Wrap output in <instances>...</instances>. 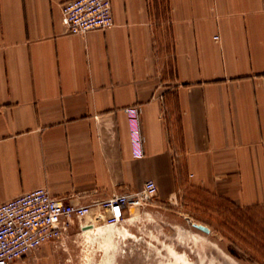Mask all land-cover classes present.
I'll list each match as a JSON object with an SVG mask.
<instances>
[{"label": "crops", "instance_id": "1", "mask_svg": "<svg viewBox=\"0 0 264 264\" xmlns=\"http://www.w3.org/2000/svg\"><path fill=\"white\" fill-rule=\"evenodd\" d=\"M64 1L0 0V203L97 209L153 179L159 202L264 207V0H165L164 23L160 0H111L85 33Z\"/></svg>", "mask_w": 264, "mask_h": 264}, {"label": "rangeland", "instance_id": "2", "mask_svg": "<svg viewBox=\"0 0 264 264\" xmlns=\"http://www.w3.org/2000/svg\"><path fill=\"white\" fill-rule=\"evenodd\" d=\"M154 6L164 23L166 1ZM203 198L183 195L168 202L153 198L132 206L116 224L106 223L97 208L103 216L100 221L94 215L75 218L58 239L18 264H264V207L237 208ZM192 222L207 225L210 231ZM89 223L116 230L109 252L99 238L87 239L84 229Z\"/></svg>", "mask_w": 264, "mask_h": 264}, {"label": "built area", "instance_id": "3", "mask_svg": "<svg viewBox=\"0 0 264 264\" xmlns=\"http://www.w3.org/2000/svg\"><path fill=\"white\" fill-rule=\"evenodd\" d=\"M61 21L69 33L107 29L113 25L111 0H66L61 4ZM218 35L214 39L218 40ZM132 128L133 143L140 150L138 114L135 107L126 108ZM157 185L144 181L140 191L120 193L100 205L110 223L121 221L132 206L155 198ZM93 207L78 204L37 187L0 203V264H15L46 243L59 238L75 218L89 216Z\"/></svg>", "mask_w": 264, "mask_h": 264}, {"label": "bare ground", "instance_id": "4", "mask_svg": "<svg viewBox=\"0 0 264 264\" xmlns=\"http://www.w3.org/2000/svg\"><path fill=\"white\" fill-rule=\"evenodd\" d=\"M100 214H101V212L98 213L97 209H92V211L89 215H91V216L94 215V217H96L97 221L98 220L100 221L103 217ZM106 223L116 224L117 222L116 223L106 222ZM102 224L103 223H98V224L89 223L85 226L86 228L84 229V231L86 232L85 234L87 236V239L88 238L93 239L94 237L99 238L102 245L104 244L103 246H105V249L107 250V252H109L110 248L113 247L112 239H113V236H114L116 230L114 228L102 226ZM172 252H173V250H172ZM225 257L230 258L227 255H225Z\"/></svg>", "mask_w": 264, "mask_h": 264}, {"label": "water", "instance_id": "5", "mask_svg": "<svg viewBox=\"0 0 264 264\" xmlns=\"http://www.w3.org/2000/svg\"><path fill=\"white\" fill-rule=\"evenodd\" d=\"M188 219H190V218H188ZM192 224H193L195 227H197V228H199V229H201V230H203V231H206V232L210 231V228H209L207 225H204V224H202V223L192 222Z\"/></svg>", "mask_w": 264, "mask_h": 264}]
</instances>
